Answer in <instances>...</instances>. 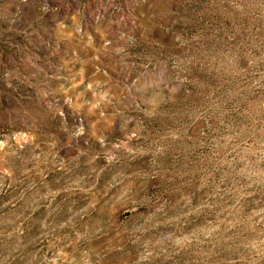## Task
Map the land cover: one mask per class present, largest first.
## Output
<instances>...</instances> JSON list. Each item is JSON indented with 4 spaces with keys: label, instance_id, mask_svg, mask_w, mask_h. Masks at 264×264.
I'll use <instances>...</instances> for the list:
<instances>
[{
    "label": "rangeland",
    "instance_id": "rangeland-1",
    "mask_svg": "<svg viewBox=\"0 0 264 264\" xmlns=\"http://www.w3.org/2000/svg\"><path fill=\"white\" fill-rule=\"evenodd\" d=\"M0 264H264V0H0Z\"/></svg>",
    "mask_w": 264,
    "mask_h": 264
}]
</instances>
